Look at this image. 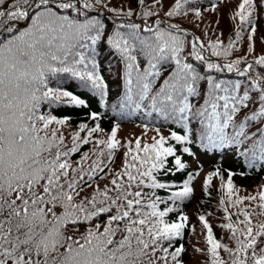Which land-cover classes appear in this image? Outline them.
Wrapping results in <instances>:
<instances>
[{"label":"snow or ice","instance_id":"snow-or-ice-1","mask_svg":"<svg viewBox=\"0 0 264 264\" xmlns=\"http://www.w3.org/2000/svg\"><path fill=\"white\" fill-rule=\"evenodd\" d=\"M135 2L143 7L146 0ZM153 2L161 5V0ZM0 5L5 6L0 18L6 17L0 23V264H181L184 247L169 249L182 235L188 217L181 214L178 222L166 221L174 209L165 206L161 210L160 205H167V201L156 194L158 189L174 187L157 178V174L173 172L167 167L169 157L174 158L175 171L186 167L169 141L190 142L189 125L196 122L207 146H235L239 155L251 152L253 159L258 154L264 161V55L242 70L237 67L245 63L242 57L222 67L206 60L205 45L193 37L188 56L203 62L202 74L181 55L189 33L176 23L160 27L163 21L156 19L154 25L143 28L139 23L125 22L106 28L101 19L89 15L96 6L107 7L102 0H15L8 4L0 0ZM258 8L264 10V0H239L232 16L238 20L235 40L227 46L219 38L209 41L211 56L228 57L245 28L246 51L253 52L258 29L253 15ZM216 10L217 5L212 4V11ZM108 11L129 18L136 14L145 20L158 15L147 9L134 13L131 7ZM189 13L200 19L201 7L193 0H174L164 15L172 18ZM11 21L17 23L4 27ZM20 22H24L23 27ZM105 46L124 66L121 113L127 108L131 115L146 106L150 109L146 115L155 113L164 121L171 119L184 134L171 131L164 136L155 128L151 143L142 144L136 138L134 144H121L117 124L106 138L95 139L90 150L94 159L83 152L73 166V155L103 129L99 123L92 127L80 123L70 136L69 146L61 131L68 118H58L51 109L56 105H88L72 91L49 85L66 74L99 95L103 105L108 85L101 75L98 56ZM173 64L174 68L167 71L166 66ZM254 65L260 66V71L249 77L250 84L242 95L239 82L226 86L224 81L216 82L206 75L211 70L227 69L244 77L255 71ZM162 72L167 75L154 88ZM203 80L207 90L201 97L197 84ZM190 97H201L203 103L195 107ZM44 106L49 110L43 111ZM87 115L92 121L100 119L95 111ZM143 127L147 130L148 125ZM244 145L248 146L241 151ZM121 147L125 149L122 165L113 170L109 164ZM183 152L189 153V149L185 147ZM109 174L111 179L103 187L98 182L93 186L97 176L104 180ZM233 175L228 171L226 182H222L228 206L223 207L227 222L221 225L230 233L227 238L232 246L214 237L204 215L198 218L207 232L209 264H264V219L254 220L264 217V186L257 195L233 200ZM218 176L219 169L208 173L203 182L205 193L213 177ZM191 179L190 175L168 199L188 197L193 191ZM86 188L91 192L82 196ZM245 200L257 202L256 207H239ZM220 204L224 206L225 200ZM232 206L238 207L235 214L229 213Z\"/></svg>","mask_w":264,"mask_h":264},{"label":"trees","instance_id":"trees-1","mask_svg":"<svg viewBox=\"0 0 264 264\" xmlns=\"http://www.w3.org/2000/svg\"><path fill=\"white\" fill-rule=\"evenodd\" d=\"M9 2L15 3V0H5V3ZM174 3V0H161V5H155L153 0H146V3L143 7H137V4L134 0L133 3H129V0H102V5L106 4L107 7L96 6L92 11L89 12L90 16H96L101 19L106 28L114 27L115 24L125 22V23H139L141 28L145 24L154 25L156 19H161L163 23L160 27H165L169 23L181 21L182 24L186 25V31L193 36L196 35V32H192L188 25L190 19L195 17L193 15L188 16H177V17H166L164 12L169 9V7ZM239 3V0H233L231 3L225 2V0H217V10L210 11L209 15L202 12L203 20L196 23V31L200 34L212 35L210 41H215L219 38L224 46H227L228 42L235 40V24L238 23V20H233V12L236 5ZM131 7L134 13H142L144 10H152L158 13L157 16L148 17L146 20L142 16L134 14L133 17L126 16H117L113 12H109L108 8L116 9L117 11L128 10ZM205 8L201 6V11ZM5 10L4 5H0V11ZM209 17V18H208ZM253 19L258 25L257 32L253 40V52L248 53L246 51L247 46V32L248 28H245L242 32L241 39L235 44L233 50L231 51L229 57H242L244 56L243 66H246L247 63H252L254 60L260 56L264 55V10L260 8L253 15ZM5 18H0V23H4ZM16 21H11L4 24V27L9 26V24H16ZM20 26H24V22H20ZM192 27V26H191ZM123 30V29H122ZM190 42H193V37L189 38ZM201 43L205 41L200 40ZM186 43V40H185ZM186 49L181 54L187 59L190 57L188 53L191 50V44L186 43ZM208 45V44H207ZM207 48V46H206ZM209 53L210 50H209ZM98 59L101 64V75L105 78V82H109L112 79L113 73L118 75L116 80L108 85V99L107 104L102 105L100 103V96L94 94L89 89L82 87L81 82L72 78H69L65 75H62L60 78L53 80L49 86L60 85L66 90L72 91L74 94L79 95L82 99H85L87 108H78L70 105H56L51 111L58 118H68V124L61 127V131L66 137V143L70 146V136L77 130L80 123H87L89 127L95 126L96 123H99L102 132L93 134L92 140L87 145H82L80 152L73 155L71 158L73 161V166H75V161L79 159V156L83 152H89L91 157V149L94 148L95 139L106 138L110 133L111 128L114 125H119L117 131V139L121 141V144H124L128 141H132L133 144L136 138L141 139V143H151L152 137L156 135L154 131L155 128L160 129V134L164 136L170 135L171 131H177L178 134H184L183 128L178 124L174 123L169 119V121H161L165 125L159 127L157 122H160L159 117L153 113L150 116L146 115L147 111H150L146 106L141 111H137L131 115L128 114L129 109L125 108L123 114L119 107V102L123 98L124 87H123V76H124V66L119 62L118 56H111L110 50L105 46V50L98 56ZM141 59V58H140ZM144 62V61H142ZM146 63V62H144ZM167 71H171L174 68V64L171 66H166ZM257 65H254V68L257 69ZM241 69V68H240ZM258 73V72H257ZM167 75V72H162L161 78L156 80L154 88L162 83L163 78ZM238 76V75H237ZM216 82L224 81L225 85L231 84L235 79H232L228 76L222 77L218 75L213 78ZM249 79L242 81V86L245 87ZM197 90L203 93L207 90L206 80L199 81L197 84ZM222 94V93H221ZM117 96V97H116ZM201 97H190V102L195 106L199 107L203 100ZM113 112H109V109ZM43 111H48L47 106L42 107ZM98 112L100 115L99 121H92L88 119L89 112ZM150 118V119H149ZM149 119V120H148ZM148 125L147 130L143 127ZM170 127V130H169ZM191 129L190 133V142H185L184 144H176L175 141H169V144L176 148V155H179L182 162L186 167L180 171H175L173 157L168 158V165L173 169L172 173L168 175L157 174V178L161 182H167L173 184L174 187L169 190L158 189L156 194L161 196L164 200L167 201V205L161 204L160 208L163 210L165 206L172 207L173 212L169 213L165 220L168 222H178L179 216L181 214L188 217L185 228L182 230V235L175 239L173 247L169 251H173L175 247L183 246L184 252L181 253L180 260L181 264H209L207 252H206V229L203 228L202 224L199 221V216L204 215L209 225L213 229L214 237L222 243L229 244L232 246L230 240L227 238L230 233L227 230L223 229L221 225L226 223L224 220V211L223 207H227V195L226 190L222 187V182L227 180V172L231 171L234 175L232 177L233 182V200L236 197H246L249 195H257L261 190V187L264 186V161H261L258 158L253 159L251 152L247 156L239 155L235 146H228L227 150L222 151L221 147H212L207 146L208 142L204 140L202 142L200 137V127L196 122H190L189 125ZM229 133L231 129L227 130ZM81 135H86V132L81 133ZM241 147V151L244 147ZM187 147L189 153L183 152V148ZM125 151L123 147L119 148L116 152L114 161L109 164V168L113 170H118L122 165V153ZM94 159L95 157H91ZM91 161H89L90 163ZM250 164H254L249 167ZM257 165H259L257 167ZM219 169L220 176L213 177L211 184L208 187L207 193L204 191V179L209 172L216 171ZM227 170V171H226ZM105 172H108V169H105ZM100 175H103L101 173ZM192 176L190 181V187H192V193L183 199H177L175 201L169 200L168 197L171 195L172 191H178L182 187L183 183L189 179V176ZM223 178V179H222ZM111 179V174L105 177L104 180H99V176L92 182L93 186L98 182L101 187L104 186L108 180ZM145 191H148L145 189ZM91 192V189L85 190V195ZM79 199V198H78ZM225 200V205L221 206L220 200ZM257 202L249 203L247 200L244 201L243 205L239 207H244L245 209H252L256 207ZM238 211V207L232 206L229 207V213L235 214ZM258 211V208H257ZM236 217L233 215V220ZM264 219V217H254V220ZM81 231L84 229L81 228ZM170 260V258H169ZM171 264V261H170Z\"/></svg>","mask_w":264,"mask_h":264}]
</instances>
